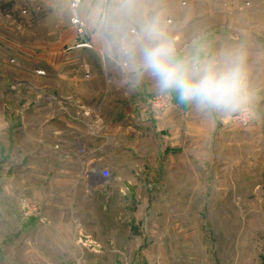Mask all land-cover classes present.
Masks as SVG:
<instances>
[{
  "label": "rangeland",
  "instance_id": "obj_1",
  "mask_svg": "<svg viewBox=\"0 0 264 264\" xmlns=\"http://www.w3.org/2000/svg\"><path fill=\"white\" fill-rule=\"evenodd\" d=\"M101 7L0 0V264H264V0H142L179 58L243 57L234 112L132 71Z\"/></svg>",
  "mask_w": 264,
  "mask_h": 264
},
{
  "label": "clouds",
  "instance_id": "obj_2",
  "mask_svg": "<svg viewBox=\"0 0 264 264\" xmlns=\"http://www.w3.org/2000/svg\"><path fill=\"white\" fill-rule=\"evenodd\" d=\"M96 20L124 54L132 71L155 78L162 91H175L181 102L201 109L239 110L247 100L242 56L217 59L179 58L158 14L142 8V0H101Z\"/></svg>",
  "mask_w": 264,
  "mask_h": 264
},
{
  "label": "crops",
  "instance_id": "obj_3",
  "mask_svg": "<svg viewBox=\"0 0 264 264\" xmlns=\"http://www.w3.org/2000/svg\"><path fill=\"white\" fill-rule=\"evenodd\" d=\"M77 47H79V48H86V49H81V51L82 52H86L87 54H97L98 55V53H97V51L94 49V48H92V47H86V46H77ZM99 56V55H98ZM65 68H66V66H64ZM77 67V68H76ZM50 67H48V70H47V72H49V73H53V71L52 70H50V69H54V68H56V66H55V64H53V66H52V68H50ZM69 69H74L73 71L75 72L76 70V73H79L80 75L82 74V76H80L81 78L82 77H84L83 75H85V72L88 70L89 71V69H87V67H84L85 69L84 70H82L79 66H69L68 67ZM60 69V68H59ZM95 78V77H94ZM86 82V81H85ZM88 85H95V82H94V80H88ZM96 89V88H95ZM94 89V90H95ZM86 95L88 94V92L86 91V92H84ZM143 95V94H142ZM133 113V112H132ZM140 113V112H139ZM136 117H138V119H140V118H142V117H144V113L141 115V114H138V113H133V120H134V122H136ZM148 118H149V116H148ZM150 119H151V117H150ZM64 120V122L65 123H70L71 121L70 120H68V118H66L65 117V119H63ZM16 121H18V122H20V119L19 118H17L16 119ZM124 121H126L125 119L123 120V122ZM139 121V120H138ZM63 122V123H64ZM69 125H71V124H68V126ZM133 126H134V124H132ZM121 126V125H120ZM71 127H73L72 125H71ZM123 127L125 128L126 127V123H124L123 124ZM81 128H78L77 130L78 131H81L80 130ZM160 129V128H159ZM57 133V135L58 134H60V131L59 132H55V134ZM9 134H10V136L12 137V136H14L15 135V131H14V129L12 128L10 131H9ZM125 136L127 137V133H125ZM113 137V139H116V142H118L119 141V136H118V133H116L115 134V136H112ZM74 142V144L76 143V146L79 144L78 142H76V141H73ZM91 163V165H92V167H99V166H101L102 165V161H100V160H98L97 158H95L93 161H91L90 162ZM91 173V174H90ZM96 174V175H95ZM91 175V176H90ZM99 179L98 180V182H95L94 181V183H95V185L96 184H99V185H101L103 182H105L107 179L105 178V176H104V173H98V172H93V175H92V171L91 172H89V181H90V179L91 180H96V179ZM105 179V180H104Z\"/></svg>",
  "mask_w": 264,
  "mask_h": 264
},
{
  "label": "built area",
  "instance_id": "obj_4",
  "mask_svg": "<svg viewBox=\"0 0 264 264\" xmlns=\"http://www.w3.org/2000/svg\"><path fill=\"white\" fill-rule=\"evenodd\" d=\"M69 3H70V6H71V9L74 13V18H73V21L76 25L79 26V31L80 32H83V28H84V24L81 20V18H79L78 14H77V9H78V6L80 4V0H68ZM104 176L105 178H109V173L108 172H104Z\"/></svg>",
  "mask_w": 264,
  "mask_h": 264
},
{
  "label": "bare ground",
  "instance_id": "obj_5",
  "mask_svg": "<svg viewBox=\"0 0 264 264\" xmlns=\"http://www.w3.org/2000/svg\"><path fill=\"white\" fill-rule=\"evenodd\" d=\"M107 179V178H106ZM105 180V179H104Z\"/></svg>",
  "mask_w": 264,
  "mask_h": 264
}]
</instances>
